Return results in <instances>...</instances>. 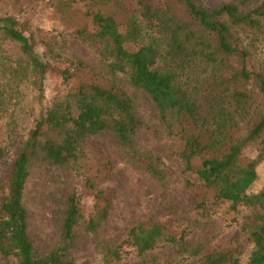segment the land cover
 <instances>
[{
    "label": "trees",
    "instance_id": "16d2710c",
    "mask_svg": "<svg viewBox=\"0 0 264 264\" xmlns=\"http://www.w3.org/2000/svg\"><path fill=\"white\" fill-rule=\"evenodd\" d=\"M63 2L88 5L83 16L93 31L77 28L75 34L99 41L105 77L99 80L82 61L68 60L60 73L66 95L60 106L45 108L44 80L60 47L43 39L40 54L16 16L0 15V119H8L6 136L15 135L16 112L29 105L24 89L31 94L33 118L28 130L14 137V151L0 140V254L11 264H76L70 248L83 216L78 188L67 197L56 247L38 252L29 236L24 194L37 155L70 168L94 189L85 228L98 234L111 195L97 183L112 166L87 140L110 132L133 146L143 125L120 74L146 92L159 111L183 171L196 178L186 184L197 196L198 209L208 213L212 198L229 202L234 211L240 206L253 210L250 221L242 223L250 248L245 255L244 246L234 243L201 254L200 244L189 248L158 222L137 223L118 244L103 246L102 264H124L130 256L139 258L135 264H148L143 256L171 241H180V259L169 264H264V180L253 190L264 163V63L258 70L247 64L251 47L264 44V0ZM12 44L19 51L15 59L8 50ZM47 129H60V141L43 138ZM136 158L152 174H161L151 160Z\"/></svg>",
    "mask_w": 264,
    "mask_h": 264
},
{
    "label": "rangeland",
    "instance_id": "374dc122",
    "mask_svg": "<svg viewBox=\"0 0 264 264\" xmlns=\"http://www.w3.org/2000/svg\"><path fill=\"white\" fill-rule=\"evenodd\" d=\"M87 8L85 3L67 6L63 0H0V15L8 13L16 16L32 36L37 52L41 54L44 50L41 43L43 39L51 40L60 47V54L52 58L44 80L42 104L45 108L60 106V101L66 95V86L60 79V73L68 60L82 61L99 80L105 77L99 41L75 34L77 28L93 31L89 20L83 16ZM8 50L13 59L19 54L15 44L9 45ZM263 63L264 44L251 47L247 63L250 70H258ZM119 77L143 125L133 136V146L122 144L110 132L97 134L87 140V144L95 145L112 166L110 174L97 183V188L111 195L109 215L98 234H90L85 225L92 208L94 189L87 187L82 177L70 168L51 164L37 155L30 164V176L24 194L28 209V233L37 251L42 253L59 244L63 209L69 193L76 187L82 193L83 209L70 248V255L76 264H102L103 246L118 244L133 225L150 222L162 224L168 232L183 238L189 248L200 244L201 254L240 243L246 255L250 246L242 223L250 221L253 210L240 206L234 211L229 202L210 198V211L202 213L197 207V196L186 184L187 180L196 181V178L183 171L178 155L171 148L173 137L152 99L143 90L129 85L125 76L119 74ZM23 96L29 105L22 106L25 108L23 112H16L15 125L18 124V127L14 136L5 134L8 119H0V140L13 146L12 151L16 147L14 137L25 133L32 125L33 118L29 114L31 94L28 89H24ZM72 108L74 110V106ZM42 137L58 142L61 138L60 129H47ZM247 153L251 155L252 150ZM137 155L142 160H151L161 170V174L156 176L148 171L145 165L137 161ZM87 162L92 163L91 160ZM263 180L264 163L258 167V178L253 190H257ZM1 199L0 190V203ZM179 243H160L143 257L148 264L175 262L180 259L177 255ZM130 257L124 264H135L139 260L138 257ZM11 263L12 259L0 254V264Z\"/></svg>",
    "mask_w": 264,
    "mask_h": 264
}]
</instances>
